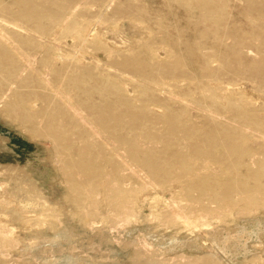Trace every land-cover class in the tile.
I'll return each instance as SVG.
<instances>
[{"label":"rangeland","instance_id":"374dc122","mask_svg":"<svg viewBox=\"0 0 264 264\" xmlns=\"http://www.w3.org/2000/svg\"><path fill=\"white\" fill-rule=\"evenodd\" d=\"M0 32V101L8 93L0 104V186L43 198L33 209L42 217L14 214L11 223L27 241L54 238L45 219L59 241L65 236L24 252L18 239L13 251L1 243L0 264H264V0H0ZM88 34L95 37L84 41ZM73 103L84 107L81 118ZM101 130L112 141L96 135ZM211 139L222 154L207 148ZM204 150L210 155L198 156ZM149 186L172 208L154 194L132 196ZM99 187L128 203L134 219L108 208L105 223L82 224ZM205 210L209 227L200 232L170 219Z\"/></svg>","mask_w":264,"mask_h":264},{"label":"bare ground","instance_id":"6f19581e","mask_svg":"<svg viewBox=\"0 0 264 264\" xmlns=\"http://www.w3.org/2000/svg\"><path fill=\"white\" fill-rule=\"evenodd\" d=\"M23 2V1H22ZM263 2V1H262ZM219 3H215V5H211V7L212 8H214V9H221L224 5H218ZM73 14V13H72ZM6 24H8V25H13V27L14 28H17V29H21V30H23V27L22 26H19V25H16V24H13V23H11L10 21H6ZM119 24V23H118ZM64 25V24H63ZM108 27V26H107ZM111 27V26H110ZM113 28H115V27H113ZM65 29V28H64ZM80 29V28H79ZM116 30V29H115ZM56 31V30H55ZM81 31V30H80ZM2 32V31H1ZM0 32V33H1ZM82 33V32H81ZM98 33V32H97ZM96 33V34H97ZM106 33V32H105ZM1 36H2V34H0ZM35 35V34H34ZM72 35V34H71ZM83 35V34H82ZM94 34H88L83 40L84 41H88L89 39H87V37H91V36H93ZM1 36H0V39H2L1 38ZM78 36V35H77ZM6 37V36H5ZM93 37H95V36H93ZM74 38V37H73ZM82 39V38H81ZM92 38H90V40H91ZM105 39V38H104ZM3 40V39H2ZM89 40V41H90ZM5 41H8L7 39L5 40ZM93 41V40H92ZM105 41V40H104ZM103 41V42H104ZM50 42V41H49ZM105 42H107V41H105ZM7 43H10V42H7ZM59 43V42H58ZM99 43V42H98ZM80 45V44H79ZM51 46V45H50ZM77 46V45H76ZM86 46V45H85ZM117 46V45H116ZM9 47V46H8ZM122 47V46H121ZM120 47V48H121ZM124 47V46H123ZM82 48V47H81ZM114 48V47H113ZM126 48V47H125ZM131 48V47H130ZM12 49L14 50V52H17V54L19 55L21 52V50L20 49H18V47L17 48H14V46L12 47ZM11 49V50H12ZM59 49V48H58ZM74 49V48H73ZM12 50V51H13ZM54 50V49H53ZM59 50H61V49H59ZM59 50H57V52L59 51ZM115 50H117V48L115 49ZM123 50V49H122ZM39 51V50H38ZM125 51V50H124ZM55 53V52H54ZM59 53V52H58ZM61 53V52H60ZM110 53H112V52H110ZM123 53V52H122ZM69 54V53H68ZM52 55V54H51ZM65 55H66V53H65ZM70 55V54H69ZM79 55V54H78ZM68 56V55H67ZM85 56V55H84ZM87 56V55H86ZM19 57V56H18ZM53 57V56H52ZM63 56H62V54H61V56H60V58H62ZM36 58V57H35ZM57 58H59V57H57ZM68 58V57H67ZM28 59V58H27ZM56 59V58H55ZM63 59V58H62ZM79 59V58H78ZM74 60V59H73ZM73 60H71V61H73ZM82 60V62L84 61V59L82 58L81 59ZM97 60V59H96ZM95 60V61H96ZM29 61V60H28ZM54 61V60H53ZM68 61V60H67ZM70 61V60H69ZM62 62V61H61ZM81 62V63H82ZM99 63L100 62H98V63H96V64H98L99 65ZM136 63H137V61H136ZM25 64V63H24ZM30 64V63H29ZM79 64V63H78ZM91 64V63H90ZM127 64H129V63H126V65ZM110 70V69H109ZM52 71V70H51ZM108 71V70H107ZM20 72V71H19ZM131 74V73H130ZM42 75V74H41ZM127 75V74H126ZM1 77V76H0ZM2 78V77H1ZM122 78V77H121ZM127 78V77H126ZM135 79V78H134ZM17 82V81H16ZM16 82L14 81V82H12L11 83V88H10V90L9 91H11V89L14 87V85L16 84ZM125 85V84H124ZM155 86V85H154ZM4 88V87H3ZM59 89H60V87H59ZM57 90V89H56ZM55 90V91H56ZM101 90V89H100ZM147 90V89H146ZM235 90V89H234ZM237 90V89H236ZM149 91V90H148ZM228 91V90H227ZM53 92V91H52ZM59 92V91H58ZM126 92H128V88L126 87ZM55 93V92H54ZM134 95V94H133ZM221 95V94H220ZM8 96V93H6L5 95H3L2 96V99H1V101L3 100V99H5L6 97ZM130 97V96H129ZM226 97V96H225ZM119 98V97H118ZM131 98V97H130ZM136 98V97H135ZM7 99V98H6ZM65 99V98H64ZM135 100V99H134ZM0 101V104H2V102ZM36 101V100H35ZM67 102H69V101H67ZM134 102V101H133ZM35 102L33 101V104H34ZM64 103V102H63ZM29 104V103H28ZM134 104H136V103H134ZM133 104V105H134ZM114 107V106H113ZM3 108V112L2 113H4V114H9L10 112H9V109H8V107L6 108V107H2ZM74 114H75V116H77L78 118H81L84 114H85V109H84V107L82 106V104H78V103H73V104H69V107H68ZM157 109V108H156ZM31 110V109H30ZM114 110V109H113ZM113 110H112V112H113ZM158 110H159V108H158ZM158 110H156V111H158ZM161 110V109H160ZM111 111V110H110ZM110 113V112H109ZM108 113V114H109ZM142 113V112H141ZM73 114V115H74ZM125 114V113H124ZM107 115V114H106ZM140 115V114H139ZM86 116V115H85ZM116 116V115H115ZM109 117H110V119H112V120H116V121H118V123H119V121H120V119H122V117L121 116H117L116 117V119H115V117H114V115H109ZM77 118V119H78ZM84 118V117H83ZM134 117L132 116V115H129V119H133ZM142 118V117H141ZM74 120V119H73ZM112 122V121H111ZM114 122V121H113ZM149 123V122H148ZM93 124H94V122H93ZM109 124H111V123H109ZM92 131V130H91ZM106 130H104V131H98L97 132V134L96 135H98L99 137H101V138H104V140H105V142H110V141H112V138L114 137L111 133H109V132H105ZM234 131V130H233ZM35 132V131H34ZM45 132V131H44ZM47 132V131H46ZM105 132V133H104ZM118 132V131H117ZM42 133V132H41ZM40 133V134H41ZM93 133V132H92ZM36 136V135H35ZM51 136V137H50ZM43 137H45V138H49V139H51V140H54L55 141V137H54V135H50V134H48V133H44L43 134ZM262 139V138H261ZM50 140V141H51ZM103 140V141H104ZM243 140V139H242ZM79 141V140H78ZM115 140H113V142H114ZM251 141V140H250ZM124 142V141H123ZM228 142H226V146L228 147V144H227ZM252 143V142H251ZM86 144V143H85ZM114 145V144H113ZM205 145H207V148H211V149H216L218 152H217V154H222V149H220L219 150V147L217 146V140L215 141V140H209L208 141V143H206L205 142ZM234 145V144H233ZM244 146V145H243ZM246 146V145H245ZM113 147V146H112ZM90 149V148H89ZM108 149H109V147H108ZM231 149V148H230ZM112 150H113V148H112ZM242 150V149H241ZM114 151L116 152L115 153V156L116 155H120V153L119 152H122L123 151V148L122 147H119V146H116L115 147V149H114ZM206 150H204V151H200L199 153H198V156H199V154H202L203 152L205 153V155H210V154H208V152L206 153L205 152ZM239 151V150H238ZM112 152V151H111ZM78 153V152H77ZM69 154V153H68ZM112 155H114V154H112ZM251 155H253V154H251ZM120 156H122V155H120ZM124 156V155H123ZM125 157V156H124ZM200 157H204L203 155L202 156H200ZM255 157V156H254ZM121 158V157H120ZM230 159V158H229ZM101 160V159H100ZM120 160V159H119ZM126 160V159H125ZM252 160V159H251ZM124 161V160H123ZM127 161V160H126ZM129 161L131 162V163H134V162H136V158L135 157H133L132 159H130L129 158ZM204 161H206V164H208V166L211 168L212 166H214V167H216L214 164H210V163H214V162H218V161H215V160H213V161H211V160H208V159H204ZM123 163V162H122ZM135 164V163H134ZM196 164V163H195ZM194 164V165H195ZM212 165V166H210V165ZM122 165V164H121ZM129 165H131V164H129ZM150 165H152L151 163H150ZM116 166V165H115ZM124 166H125V164H124ZM132 166V165H131ZM126 167V166H125ZM133 167V166H132ZM208 167V168H209ZM219 167V166H218ZM245 167V166H244ZM243 167V168H244ZM200 168V167H199ZM221 168H222V166H221ZM221 168H217V169H221ZM224 168V167H223ZM211 169H213V168H211ZM216 169V168H215ZM132 171V170H131ZM135 171H136V169H135ZM135 171H134V173H135ZM140 171V170H139ZM130 172V171H129ZM204 173V172H203ZM131 174H133V173H131ZM212 174V173H211ZM229 174V173H228ZM214 175V174H213ZM185 176V175H184ZM109 177V176H108ZM134 177V176H133ZM106 178V177H105ZM186 178V177H185ZM110 179V178H109ZM189 179V178H188ZM190 181V180H189ZM104 183V182H103ZM192 183V182H191ZM30 184H32V183H30ZM144 184V183H143ZM101 186V185H100ZM181 186V185H180ZM186 186V185H185ZM184 186V187H185ZM9 187V186H8ZM7 187V185L5 186H0V244L1 243H3V247L4 248H8L11 244H13V243H15L16 241H18V240H20L21 241V243H19L20 245L22 244V248H20L21 250L23 249L24 250V248H26V250L29 248V250H30V248L32 249V250H36L37 248H39V247H41L42 245L43 246H52V244H57V243H59V242H61L62 240H64V238H65V236H64V238L61 240V241H59V239H60V237H59V239L57 238L58 236V234H59V232H57V233H55L56 231H59L56 227H57V225L54 223V221L53 220H48V219H45L44 217V219H45V223L44 224H42V227L44 226H46L47 225V228H49L50 229V231L51 230H53L52 232H54L53 233V236H54V238L51 240V239H48V238H45L44 236H42V234L40 235V236H34L35 238H31V239H29L28 241H27V239L26 238H24V239H22V237L19 239V237L17 238V234L16 233H18L17 232V227H15V225H14V223H11V221H13L14 222V214L15 215H19V216H21L22 218H23V220H25L24 218H27V217H40V216H36L35 215V212L36 211H39V210H37L38 208L37 207H39V201L41 200V199H43L42 197H40V195L39 196H37V197H40L41 199L39 200V198L37 199V200H34L33 198L31 199V197L29 196V195H34V193H36L35 191H32L31 192V190H23V192L21 191V192H18L17 190V195H14L12 192H15V191H10V189ZM83 187H85V186H83ZM83 187H81L82 189H83ZM102 187V186H101ZM101 187H99L98 189L99 190H93V192H92V194L90 193V195L91 196H89V199H88V202H86V203H88V204H86L85 206H84V204H82L83 206H84V208H86V209H88V211H89V208H93V211L91 212V213H89V216H83V218H79L80 220V222L82 223V224H87V225H89L90 227H91V229L92 228H94L95 227V225L96 224H98L100 221L103 223H105L106 222V219L104 220V219H102L103 218V216H102V211H106V210H108V208H110V209H112L113 210V213H114V215H116V216H120L118 219H121L122 217H125V219H134V218H132V216H130V214H128V203H123V202H118L117 201V199H115V198H113V200H112V198L111 197H109V198H107V192L105 191V188L103 187V188H101ZM16 188V187H15ZM144 188V187H143ZM155 188V186H149V188L147 187L146 188V190L145 189H143V191H139V190H137L136 192H133V191H131L132 192V196H138V197H140V196H144V195H147V194H154L155 196H156V198L158 199V201H160V202H163L165 205H166V207H171L172 208V206H170L171 204L170 203H167V200L166 199H163L162 197H163V195H161V194H159V192H158V190H155L154 189ZM179 188V187H178ZM13 189V188H12ZM18 189V188H17ZM72 189V188H71ZM121 189V188H120ZM136 189H138V188H136ZM158 189V188H157ZM80 190V189H79ZM85 190V189H84ZM118 190H119V188H118ZM128 190H130V189H128ZM74 191V190H73ZM76 191V190H75ZM97 191H98V193H97ZM124 191V190H123ZM126 191V190H125ZM79 192V191H78ZM114 192V191H113ZM22 193H25V196L24 195H22ZM85 193H87V191L85 192ZM89 194V193H88ZM111 194V193H110ZM119 194H120V192H119ZM118 194V195H119ZM175 194V193H174ZM96 195H100V196H102L101 197V201L99 202L98 200L97 201H95L96 200ZM10 197L9 199H5V197ZM127 196H128V193H127ZM131 196V195H130ZM93 197H95L94 199L95 200H92V198ZM113 197H116V196H113ZM120 197V196H119ZM123 197V196H122ZM124 198H126V197H124ZM143 198V197H142ZM145 198V197H144ZM155 198V199H156ZM72 199H74V198H71V200L70 201H72ZM78 199V198H77ZM81 199V198H80ZM107 199L110 201V202H112L113 204H111L110 203V205L109 204H106L105 202H107ZM115 199V200H114ZM121 199V198H120ZM123 199V198H122ZM127 199V198H126ZM134 199V198H133ZM154 199V200H155ZM173 199V198H172ZM75 200V199H74ZM83 200V199H82ZM139 200V199H138ZM216 200H218V199H216ZM45 201V200H44ZM43 201V202H44ZM115 201H117V202H115ZM157 201V202H158ZM173 201H175V200H173ZM5 202H7V203H5ZM45 202H47V201H45ZM44 202V203H45ZM72 202H74V201H72ZM85 202V201H84ZM83 202V203H84ZM124 202H128V201H124ZM132 202V201H131ZM130 202V203H131ZM262 202V201H261ZM14 203V204H13ZM59 203V202H58ZM75 203V202H74ZM134 203V202H133ZM138 203V202H137ZM140 203V202H139ZM175 203V202H174ZM179 203V202H178ZM257 202H255V204H256ZM12 204V205H11ZM41 204V203H40ZM76 205V204H75ZM106 205H108V206H106ZM264 205V204H263ZM74 206V205H73ZM98 206H99V210H98ZM134 206V205H133ZM174 206V205H173ZM192 206V205H191ZM262 206V205H261ZM51 207H52V205H51ZM58 207V206H57ZM60 207V206H59ZM76 207V206H75ZM181 207V206H180ZM35 208H37L36 209V211L35 210H33V209H35ZM77 208V207H76ZM182 208V207H181ZM264 208V207H263ZM42 209V208H41ZM75 209V208H74ZM91 209H90V211H91ZM165 209H167V208H165ZM173 209H174V207H173ZM180 209V208H179ZM29 210H31V212L29 211ZM85 210V209H84ZM152 210V209H151ZM66 211V210H65ZM89 211V212H90ZM132 211V210H131ZM175 211V210H174ZM173 211V212H174ZM182 211V210H181ZM181 211H177V212H175L174 214H173V216L170 218L172 221H173V224H174V222H176L177 220H179L180 222H181V224H182V226H184L188 231H191V232H193V233H195L196 231H198V232H200V229H201V227H204V226H208L209 227V224H207L206 222V220L205 219H207L208 217L207 216H209L210 214H209V211H207V210H205V212L204 213H198L196 216H195V213L194 212H192V213H194V214H192V213H190V214H192V215H185V213L184 212H181ZM220 211V210H219ZM241 211V210H240ZM59 212V211H58ZM71 212V211H70ZM78 212V211H77ZM157 212V211H156ZM170 212V211H169ZM212 212V211H211ZM237 212H238V210H237ZM158 213V212H157ZM217 213V212H216ZM28 214H32V215H28ZM42 214V213H41ZM51 214V213H50ZM53 214V213H52ZM71 214V213H70ZM77 214V213H76ZM75 214V215H76ZM80 214V213H79ZM78 214V215H79ZM95 214H99L100 216H99V218H100V220H97L96 218H94V216H95ZM106 214H108V213H106ZM142 214V213H141ZM161 214V213H160ZM57 215V214H56ZM74 215V214H73ZM157 215V214H156ZM171 215V214H170ZM215 216H216V214H214ZM14 216V217H13ZM80 216V215H79ZM166 216V215H165ZM168 216V215H167ZM211 216V215H210ZM213 216V215H212ZM42 217V216H41ZM64 217V216H63ZM108 217V216H107ZM170 217V216H169ZM49 219H52V218H50V216L48 217ZM58 218V217H57ZM105 218V217H104ZM140 218V217H139ZM215 218V217H214ZM17 219V218H16ZM21 219V218H20ZM32 219V218H31ZM124 219V218H123ZM155 219H158V218H155ZM200 219H202L203 220V222H205V224H203V225H199L198 223V221H200ZM219 219V218H218ZM57 220V219H56ZM164 220V219H163ZM16 221V220H15ZM130 221V220H129ZM167 221H169V220H167ZM178 221V222H179ZM212 221V220H211ZM215 221V220H214ZM20 222V221H19ZM40 222V221H39ZM58 222V221H57ZM61 222V221H60ZM64 222V221H63ZM120 222V221H119ZM171 222V221H170ZM200 222H202V221H200ZM121 223V222H120ZM119 223V224H120ZM129 223V222H128ZM127 223V224H128ZM211 223V222H210ZM63 224V223H62ZM108 224V223H107ZM116 224H117V222H116ZM172 224V223H171ZM179 224V223H178ZM201 224V223H200ZM104 225V224H103ZM177 225V224H176ZM43 227V228H44ZM27 228V227H26ZM177 228H178V226H177ZM207 228V227H206ZM29 229V228H28ZM31 229V228H30ZM41 229V228H40ZM45 229V228H44ZM57 229V230H56ZM63 229V228H62ZM180 229V228H179ZM22 230V229H21ZM65 230V229H64ZM63 230V232H65ZM238 230H239V228H238ZM67 231V230H66ZM87 231V230H86ZM43 232V231H42ZM62 232H60V234H61ZM67 233V232H66ZM204 233V232H203ZM208 233V232H207ZM233 233V232H232ZM241 233V232H240ZM47 234V233H46ZM69 234V233H68ZM71 234V233H70ZM70 234H69V237H70ZM188 234V233H187ZM201 234V233H200ZM200 234H198V237L200 236ZM229 234V233H228ZM66 235V234H65ZM191 235V234H190ZM208 235V234H207ZM33 236V235H32ZM60 236V235H59ZM74 236V235H73ZM202 236V235H201ZM200 236V237H201ZM204 236V235H203ZM24 237V236H23ZM26 237V236H25ZM62 237V236H61ZM29 238V237H28ZM50 238V237H49ZM56 238H57V240H56ZM18 239V240H17ZM26 239V240H25ZM101 239V238H100ZM199 239V238H198ZM204 239V238H203ZM69 240V239H68ZM66 241V240H65ZM70 241H72V240H70ZM199 241H200V239H199ZM206 241V240H205ZM215 241V240H214ZM227 241V240H226ZM225 241V242H226ZM63 242V241H62ZM146 242V241H145ZM218 242V241H217ZM222 242H223V240H222ZM18 243H16V245L18 244ZM203 243V242H202ZM206 243V244H205ZM204 244H202L201 246L203 247L204 245H207V242H205ZM60 244V243H59ZM73 244H74V241H73ZM77 244V243H76ZM209 244V243H208ZM20 245H17V246H20ZM145 245V244H144ZM211 245V244H210ZM209 245V252L210 253H212L213 254V256H218L219 255V253L218 252H216V251H214L215 249L212 247V246H210ZM14 246V245H13ZM12 245H11V248L13 247ZM46 246V247H47ZM67 246V245H66ZM149 246V245H148ZM200 246V247H201ZM208 246V245H207ZM3 247H1V248H3ZM46 247H45V249H46ZM54 247V246H53ZM53 247H50V248H53ZM60 247V246H59ZM58 246H57V248H59ZM49 248V247H48ZM65 248V247H64ZM74 248V247H73ZM41 249V248H40ZM63 249V248H62ZM6 250H8V249H6ZM9 250H11L10 249V247H9ZM20 250V251H21ZM22 250V252H24ZM42 250H44L43 249V247H42ZM55 250V249H54ZM151 250V249H150ZM11 251H13V250H11ZM28 251V250H27ZM51 251H53V249L51 250ZM70 251V250H69ZM26 252V251H25ZM29 252H31V251H29ZM44 252V251H43ZM54 252V251H53ZM53 252H51V253H53ZM67 252V251H66ZM15 253V252H14ZM21 253V252H20ZM28 253V252H27ZM27 253H25V254H27ZM44 254H47V253H44ZM49 254V253H48ZM190 254V253H189ZM218 254V255H217ZM28 255H29V253H28ZM69 255V254H68ZM73 255V254H72ZM207 255V254H206ZM25 256V255H24ZM30 256V255H29ZM51 256V255H50ZM63 256V255H62ZM74 256V255H73ZM76 256V255H75ZM200 256V255H199ZM154 257V256H153ZM52 258H54V257H52ZM75 258H77V257H75ZM83 258V257H82ZM101 258V257H100ZM191 258H194V257H191ZM210 258V257H209ZM19 259V258H18ZM20 259H22V258H20ZM46 259V258H45ZM190 259V258H189ZM196 259V258H195ZM217 259V258H216ZM27 260H29V259H27ZM34 260H36V259H34ZM44 260V259H43ZM49 260V261H48ZM47 261H45V263L44 264H60L59 263V260H61L60 258H54V260H50V258L48 259ZM64 260L65 259H63V260H61V261H63L64 262ZM70 260V259H69ZM67 260H65V262H66ZM151 261V260H150ZM166 261V260H165ZM197 261V260H196ZM200 261H201V259H200ZM120 262V261H119ZM135 262V261H134ZM187 262H188V260H187ZM80 263V262H79ZM137 263V262H136ZM189 263V262H188ZM202 263H204V262H202ZM43 264V263H42ZM61 264H62V262H61ZM82 264V263H81ZM160 264H163V263H160Z\"/></svg>","mask_w":264,"mask_h":264}]
</instances>
